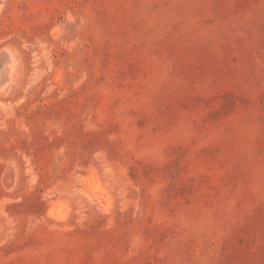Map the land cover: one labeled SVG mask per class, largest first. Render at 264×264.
<instances>
[{
	"label": "rangeland",
	"instance_id": "374dc122",
	"mask_svg": "<svg viewBox=\"0 0 264 264\" xmlns=\"http://www.w3.org/2000/svg\"><path fill=\"white\" fill-rule=\"evenodd\" d=\"M0 61V264H264V0H0Z\"/></svg>",
	"mask_w": 264,
	"mask_h": 264
},
{
	"label": "bare ground",
	"instance_id": "6f19581e",
	"mask_svg": "<svg viewBox=\"0 0 264 264\" xmlns=\"http://www.w3.org/2000/svg\"><path fill=\"white\" fill-rule=\"evenodd\" d=\"M6 53V52H5ZM2 54V53H1ZM2 56V55H1ZM3 56H4V54H3ZM10 56V55H9ZM5 60H8V59H5ZM11 60V59H10ZM9 61V60H8ZM0 62H3V61H0ZM1 64V63H0ZM5 64V63H4ZM5 66H6V64H5ZM6 76H5V69H4V67H2V68H0V87H3V86H5L6 85V81L8 82V80H4V79H6L5 78ZM11 79V78H10ZM10 81V80H9ZM8 83H10V82H8ZM4 89V88H3ZM6 89V88H5ZM1 90H2V88H1ZM7 90V89H6ZM9 174V173H8Z\"/></svg>",
	"mask_w": 264,
	"mask_h": 264
}]
</instances>
